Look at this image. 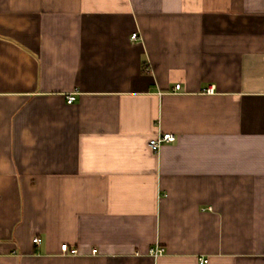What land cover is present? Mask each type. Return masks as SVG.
Wrapping results in <instances>:
<instances>
[{"label":"crops","instance_id":"crops-1","mask_svg":"<svg viewBox=\"0 0 264 264\" xmlns=\"http://www.w3.org/2000/svg\"><path fill=\"white\" fill-rule=\"evenodd\" d=\"M0 264H264V0H0Z\"/></svg>","mask_w":264,"mask_h":264},{"label":"built area","instance_id":"built-area-1","mask_svg":"<svg viewBox=\"0 0 264 264\" xmlns=\"http://www.w3.org/2000/svg\"><path fill=\"white\" fill-rule=\"evenodd\" d=\"M132 40H136L137 39V33H132L131 35ZM180 88V84H176L175 85V89H179ZM213 86H210L206 89L207 92H213ZM75 100V96L74 95H69L66 99V101L68 103H71ZM176 136L173 133H160L158 134L156 137L151 138L148 141V145L149 147L153 150V151H158L161 147V145L163 143H168V142H172L175 141ZM34 243L39 244L41 242V238L40 237H34L32 240ZM62 252L64 253H70V254H76L77 250L75 248L70 249L67 245V243H63L60 246ZM164 252V249L162 247H154L150 249V253L154 256H158L161 255ZM201 263L206 262L205 259H201L200 260Z\"/></svg>","mask_w":264,"mask_h":264}]
</instances>
